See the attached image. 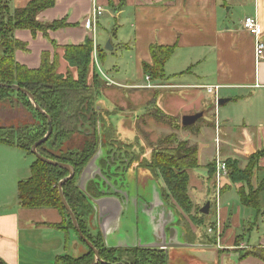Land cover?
Segmentation results:
<instances>
[{
	"label": "crops",
	"instance_id": "obj_1",
	"mask_svg": "<svg viewBox=\"0 0 264 264\" xmlns=\"http://www.w3.org/2000/svg\"><path fill=\"white\" fill-rule=\"evenodd\" d=\"M32 1L10 0L11 13ZM97 7L103 14L93 22ZM250 16L258 18L264 35V0H55L37 20L42 24L62 22L63 27L47 34L15 31V39L26 45V50L16 51L15 60L31 70L41 67L45 54L52 63L65 47L91 41L97 73L108 82L98 53L102 55L109 41L115 42L110 45L112 50H126L139 76L149 78L148 86L130 83L128 88L136 92L155 89L154 108L177 121L173 128H181L171 135L197 148L198 168L188 171L189 196L205 216L204 225L190 223L189 229L187 215L169 194L159 196L152 191L163 192L158 174L138 169L136 176L148 192L144 193L146 199L137 197L143 204L136 197L123 202L121 197L109 195L101 197V206L90 217L91 231L106 238L110 247L158 245L168 232L173 244L190 245L167 249L174 264H264V189L257 209L243 205L237 196L241 189L248 193L264 184V60L257 62L254 37L243 29ZM152 46L176 47L162 80L144 74L143 65L152 64ZM62 67L74 71L67 62ZM170 101L174 108L178 103L188 104L181 111V122L175 111L173 115L167 110ZM106 105L104 112L113 117V109ZM195 114H203L204 120L193 125L191 135L184 131L189 127L182 125V119ZM110 124L119 130L115 123ZM259 153L250 185L234 184L229 176L217 183L215 175L203 177L200 172L204 165H215L217 159L244 170ZM207 204L209 212L203 214ZM0 206V264H58V258L70 255L68 238L79 248L81 239L76 232L54 227L62 221L57 210L24 208L18 199ZM47 212L54 215L52 219L46 217Z\"/></svg>",
	"mask_w": 264,
	"mask_h": 264
},
{
	"label": "trees",
	"instance_id": "obj_2",
	"mask_svg": "<svg viewBox=\"0 0 264 264\" xmlns=\"http://www.w3.org/2000/svg\"><path fill=\"white\" fill-rule=\"evenodd\" d=\"M54 4L55 0H33L27 7L11 13L10 0H0V84L16 85L33 95L36 103L50 117L53 125L51 137L38 148V153L49 160L70 165L75 170V178L64 184L63 193L76 216L83 235L98 250L101 262L95 263L94 252L90 249L89 254L84 257L71 258L66 255L58 258L57 262L58 264H167V256L162 252L151 249L108 248L103 237L99 233L93 234L91 231L90 217L94 213L91 199L97 198L98 195L95 194L93 182L89 183L87 193L82 192L77 183L83 169L97 152L98 123H100L99 125L102 124L99 111H97L98 101L92 99L95 84L101 79L93 59V43L88 41L80 46L64 48L65 60L70 67L77 69V78H73L69 73L66 78L57 74V66L55 65L57 55L50 63L45 54L42 65L37 70L22 66L15 60L16 51L26 50V45L15 39V31L29 30L33 34L38 32L47 34L49 31L60 29L65 25L62 22L42 24L37 20L40 12L51 8ZM175 51V46H152L150 48L152 64L143 65L144 74L152 79L162 80L165 76V65ZM89 79L92 80V84L89 83ZM0 103L3 104L5 110L11 112L21 110V114L32 115L37 121L35 125L24 127L12 125L8 127L0 119V144L17 148L34 156L31 151L32 147L44 138L49 130L46 116L37 112L24 94L9 88H0ZM101 112L104 113V111ZM159 113L161 112L159 111ZM158 117H162L163 120L166 119L162 113ZM109 125L113 131L114 128L111 124ZM89 129V135L93 139L87 142L82 150H64L65 144L76 132L85 131L88 133ZM172 137L174 140L172 143L177 147L171 153L167 152L161 156L154 155L152 164L154 163L155 168L161 171L168 191L179 207L185 213L191 212L193 203L187 194L189 176L187 172L186 175H183L181 169L186 168V171H189L198 168L197 148L194 147L191 159H188V155L183 153L181 154L184 156L179 158L178 150H184L188 143L182 142L184 144H181L179 142L177 144V136ZM260 155L261 153L253 156L249 166L244 170H240L235 163L229 162L231 181L234 184L250 185L255 160ZM34 157L30 178L19 182L18 185L20 204L28 209L52 208L68 216L59 192V183L69 176L68 171L51 166L36 156ZM186 160L188 164L184 163ZM175 169L178 171L173 172ZM209 171L211 176H214L215 165L210 166ZM167 176H172L175 180L168 181ZM177 178H181V180L176 182ZM263 189L264 184L255 191L250 189L248 193L241 189L239 197L242 204L257 209L259 206L258 196ZM185 205L188 206L189 210L188 208L184 209ZM67 224L69 226L65 230L72 228L76 232L71 220ZM127 254L131 259H125Z\"/></svg>",
	"mask_w": 264,
	"mask_h": 264
},
{
	"label": "rangeland",
	"instance_id": "obj_3",
	"mask_svg": "<svg viewBox=\"0 0 264 264\" xmlns=\"http://www.w3.org/2000/svg\"><path fill=\"white\" fill-rule=\"evenodd\" d=\"M112 43L116 45L115 42L111 41L110 42L111 46H113ZM104 48H106V46ZM116 48L117 47H115V49L112 51H107L106 49H103L102 55L101 53H98L99 63L101 64L102 73L104 74L105 77H107V79H109L111 82L115 84L111 85L112 84L111 82H108L104 78H103L104 80L101 78L99 81H97V83L95 82L96 83L95 91L92 92V99L103 103L106 109L108 108L106 105L107 102L108 106L113 109V114H115L113 117H110L109 112L108 113L104 112L99 115L102 122L101 125H99L100 123H98V127H101L100 129L101 133L99 131V136H103V140H104L103 147L107 148L109 147L108 145L111 144L110 146H113L114 150H116L119 153L120 152L122 153L123 151H128L132 156L134 155L135 158L140 157V159L145 161L146 164L149 166L151 172L153 171L158 174L164 186L163 189L164 194L168 193L169 194L168 198L169 199L171 198L179 207L178 203L169 193L161 171L155 168V166L153 165L154 163L152 164V161L154 160V157L156 155L161 156L167 154V152L171 153L177 147V145L172 143L174 141L172 139L173 138L172 136L174 135L171 134H175L181 128H175V127L173 128L175 122H177L175 121L174 118L166 117V119L163 120L162 117H158V115H161V113H159V111L154 108V105H156L154 100L155 89L136 92L128 88L130 83L132 84V86L135 85L148 86L150 82L147 81L148 79H145V77L143 79L139 76L133 63V57L130 54H128L126 50H119ZM55 62H56L55 65L57 66L58 75H61L63 78H66L67 74L69 73L73 76V78L78 77L77 69L74 68V71L67 72V70H65V67H62L63 62H67L65 60L64 51H62L61 53H57V58ZM97 71L100 73L99 68L97 69ZM89 80H90L89 83L92 84V80L91 79ZM126 88L128 89L126 90ZM168 99L173 100V97H167V100ZM171 102L172 101H170L169 104ZM187 105H188L187 103H183V105L178 103L175 104V108H174V103H171L170 109L167 108V110L173 115L175 114L173 111H175L176 115H178L177 116L178 120L181 122L180 119L182 115L181 111H183ZM21 113H22L21 110L19 112H11L5 110L3 104L0 103V119L2 120L4 125H8V127L12 125H16L18 127L19 126L24 127L26 125H35L37 123V121L34 119L32 115L29 114L24 115ZM203 120L204 118H202L201 121ZM111 121L113 122V124L115 123L117 129H119L117 130L118 132L115 129L112 131L111 126L109 125ZM195 128L196 127L192 126L186 128L184 131H187L188 133L193 135L195 132ZM129 133L131 135H127ZM127 136H130L131 139H127L128 138ZM92 139L93 138L90 137V135L85 131L84 132L78 131L67 141V143L64 146V150L67 149L82 150L85 147V144L91 141ZM135 139H137V142H135ZM180 142L181 144H184L182 143V141ZM141 144L144 145L141 146ZM177 144H179V141H177ZM193 151H194V146L192 147L189 144L188 146L185 147L184 150L182 151L178 150L180 154L183 153L184 155L185 154L188 155V159H191L193 157L192 155ZM146 154L147 157L151 154V159L149 157H148L149 160L148 158H145ZM34 160H35L34 156L28 155L17 148H11L0 145V205H3L4 203L16 202V200L18 199L19 182L30 178L31 167L34 163ZM187 162L188 161L186 160L184 163L188 164ZM202 162H204V160H202ZM183 166L185 165L183 164ZM177 171H178L177 169L173 170V172H177ZM181 172L183 173V175H186V172L188 173V170L186 171V168H182ZM200 172L203 173L202 174L203 177L206 176L209 177L210 171L208 165H204V168ZM175 175L177 176V174ZM167 180L174 181L175 179L172 176H167ZM180 180L181 178H177L176 182H179ZM163 192L161 193L160 196L164 195ZM187 194L188 197L190 198L189 182L187 186ZM211 195L212 194H210V197ZM237 196L239 198V193H237ZM163 199L164 201H166L164 197ZM1 207L3 206H0V208ZM187 208L188 206L185 205L184 209ZM179 209L182 213L184 212V210H182L180 207ZM199 213H200L199 206H195L194 204L192 206L191 212H186V213L184 212V214L187 215V220L189 221V224H187L189 229L191 226L190 223L192 224V226L199 225L200 223H203L204 225L205 221H203V219L205 216ZM59 215L62 217V221L58 225H55L54 227L62 229L68 233H70V231L74 232L72 228L69 230H65L68 229L69 226L67 224L70 220L69 216H66L63 212L62 213L59 212ZM53 216H54L53 214L49 215L48 212L46 213L47 218L52 219ZM202 230L205 232L204 229ZM69 240L70 239L68 238L67 242L69 244L68 245L69 246L68 250L70 253V255H68L69 257L81 258L89 254V249L82 245L84 243H82L80 239H79L80 241L78 242L80 244L79 248H81L82 246L81 249L75 246V241H72L70 243ZM75 248H77L76 252H75ZM126 256L129 255L127 254ZM126 256H125L126 260L131 259L130 256L129 257ZM169 257H167L168 260L167 264H174L173 257L171 256Z\"/></svg>",
	"mask_w": 264,
	"mask_h": 264
},
{
	"label": "water",
	"instance_id": "obj_4",
	"mask_svg": "<svg viewBox=\"0 0 264 264\" xmlns=\"http://www.w3.org/2000/svg\"><path fill=\"white\" fill-rule=\"evenodd\" d=\"M106 49L112 50V47L110 46V42L108 44V46L106 47ZM0 88H9L12 89L16 92H21L22 94H24L31 102V104L34 106L35 110L37 112H39L40 114H43L44 116H46L47 120H48V124H49V130L47 132V134L45 135L44 138H42L41 140H39L38 142H36L34 144V146L32 147L31 151L32 154L34 156H36V158L40 159L41 161L51 165V166H56L62 169H65L66 171H68L69 176L67 178H65L64 180H62L59 183V192H60V196H61V200H62V204L64 206V208L66 209L68 216L73 224V227L75 229V231L77 232L79 238L88 246V248L90 250H92L94 252L95 255V263L101 262V258L99 255L98 250L95 248V246L83 235L78 221L76 219V216L74 214V212L72 211V209L70 208V206L67 203V200L64 196L63 193V186L65 183H67L68 181L72 180L75 178V170L73 169V167H71L70 165L67 164H63V163H59V162H55L52 160H49L43 156H41L38 153V148L43 145L44 143H46L49 138L51 137L52 133H53V125H52V121L50 119V117L46 114L45 111H43L41 109V107L36 103L35 98L33 97V95L28 92L27 90L16 86V85H4V84H0ZM106 107L103 103L98 102L97 103V111H105ZM203 116V114H195V115H189V116H184L182 119V125L184 127H190L193 126L194 124H196V122L201 119ZM103 155V149L100 148L97 153L94 155V157L90 160V162L87 164V166L83 169L80 178L78 180L77 186L81 189L82 192L87 193V187L89 185L90 182H95L97 181V177L101 178L102 173H101V167H100V159L102 158ZM179 158H182L183 156L180 154V152H178ZM111 186V184L107 185V187ZM107 194V195H105ZM102 195H104V197L106 196H113L114 194H112V192L106 193L104 191H102ZM109 198V197H108ZM93 207L95 210H97V208L99 206H101L102 202H101V198H92L91 199ZM209 207L210 204H207V206L205 208H203L202 213L203 214H208L209 212ZM170 234L168 232H164V236H163V242L161 244L158 245H147V246H139L140 248H146V249H158V250H162V249H169V248H175V247H182V246H190L189 244H183V245H179V244H173L172 241H170L171 236L169 238ZM169 238V240H168ZM168 240V241H166ZM105 245L108 248H113L110 247L107 239H104ZM116 249V248H114Z\"/></svg>",
	"mask_w": 264,
	"mask_h": 264
},
{
	"label": "flooded vegetation",
	"instance_id": "obj_5",
	"mask_svg": "<svg viewBox=\"0 0 264 264\" xmlns=\"http://www.w3.org/2000/svg\"><path fill=\"white\" fill-rule=\"evenodd\" d=\"M98 113L102 114L103 112L99 111ZM100 129L101 127H99L98 129V135ZM89 133H90V129L88 134ZM97 145H98L97 151L100 148L103 149V155L102 158L100 159L101 173L103 176H101V178L97 177V181L93 182L95 187V194L98 195L97 199L104 197V195H102V191L106 193L112 192V194H114L113 196L121 197V200H123V202L124 201L132 202V200L136 197L138 204L142 205L143 202L138 198L146 199L144 193L145 195H147L148 192L146 193V189H142V184L138 175L136 176V171L138 172V169L141 170L144 169L145 171L146 170L150 171L149 168L146 166L147 165L146 162L140 159V157L135 158V156L134 155L132 156L128 151H123L122 153L117 152L116 150H114L113 146H110L111 144H109L108 145L109 147L107 148L103 147L104 146L103 136H99V141H97ZM143 183L145 184L146 182ZM109 184H111V186L107 187V185ZM152 191L159 196L162 193V191L160 192V189H159V193L153 189ZM141 211L143 213V210ZM136 248L146 250V248H140V247H136ZM151 250H156V249H151ZM156 251L162 252L166 254V256L168 257L167 249L166 250L157 249Z\"/></svg>",
	"mask_w": 264,
	"mask_h": 264
},
{
	"label": "built area",
	"instance_id": "obj_6",
	"mask_svg": "<svg viewBox=\"0 0 264 264\" xmlns=\"http://www.w3.org/2000/svg\"><path fill=\"white\" fill-rule=\"evenodd\" d=\"M103 10L99 7L95 9L93 12V22L97 20L99 16H102ZM91 23V22H90ZM89 23V27L91 24ZM243 29L254 37L255 40V54L257 62L264 60V35L261 31L260 23L258 18L256 17H247L243 22ZM149 80V78H148ZM217 89V88H216ZM229 176V168L225 162H221L220 160H216V172H215V179L217 183H219L224 178Z\"/></svg>",
	"mask_w": 264,
	"mask_h": 264
}]
</instances>
